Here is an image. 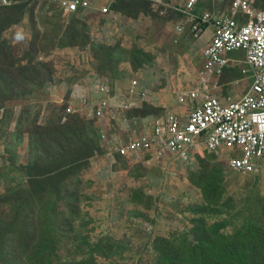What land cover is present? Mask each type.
<instances>
[{"label": "rangeland", "instance_id": "374dc122", "mask_svg": "<svg viewBox=\"0 0 264 264\" xmlns=\"http://www.w3.org/2000/svg\"><path fill=\"white\" fill-rule=\"evenodd\" d=\"M59 1L0 9V264H159L161 239L197 244L194 264L219 249L248 264L252 245L263 260L264 172L235 174L227 152L118 158L113 124L76 113L71 99L86 78L122 80L130 68L145 99L138 118L180 110L178 94L203 84L237 99L252 83L244 53L205 77V45L174 1L120 0L105 17L96 5L67 13ZM23 18L26 39L12 32Z\"/></svg>", "mask_w": 264, "mask_h": 264}, {"label": "built area", "instance_id": "2783aa9c", "mask_svg": "<svg viewBox=\"0 0 264 264\" xmlns=\"http://www.w3.org/2000/svg\"><path fill=\"white\" fill-rule=\"evenodd\" d=\"M118 1L107 0L97 11L105 17ZM147 1L157 7L166 5L164 0ZM212 1L219 4L228 1V5L211 12L199 8L205 5V0H181L173 4V10L188 17L194 37L202 39L207 29L212 30L211 39L202 49L205 77H221L234 65L230 53L240 51L252 73L251 85L233 99L208 92L203 84V87L178 94L180 110L160 118H138L133 114L142 108L145 99L137 79L118 88L105 76L86 78L72 87L77 93H71L73 109L83 117L113 124L116 132L110 151L118 158L130 159L149 153V157L159 159L169 153L188 161L199 151L227 152L232 155L227 156L228 165L235 174L264 172V0ZM94 3L92 0L59 1L60 7L68 13L91 9ZM8 4L9 0H0V9Z\"/></svg>", "mask_w": 264, "mask_h": 264}, {"label": "trees", "instance_id": "16d2710c", "mask_svg": "<svg viewBox=\"0 0 264 264\" xmlns=\"http://www.w3.org/2000/svg\"><path fill=\"white\" fill-rule=\"evenodd\" d=\"M197 234L199 236L204 235V233H202L201 231H197ZM196 239L197 238L195 237V240ZM160 242L162 245L158 244V249L160 250L162 249L161 250L162 259L159 260V264H181L178 261V257L180 256V254L183 256L184 253L186 252L190 253L189 257L187 258L188 264L193 263V257L195 256V252L198 250L197 244H194L188 247L187 249L185 246L177 247L176 244L170 240L161 239ZM262 245L264 249V235H263ZM251 251L252 254L246 257L248 264H264V259L262 260L260 259V257L256 255L257 248L255 247V245H252L250 247V252ZM191 253L193 254L192 257H191ZM234 255H235L234 253H230L226 249L223 250L219 249L218 256L211 258L207 254L201 251V262L198 264H232L235 261ZM190 257L192 263L190 262Z\"/></svg>", "mask_w": 264, "mask_h": 264}, {"label": "crops", "instance_id": "0c3cea01", "mask_svg": "<svg viewBox=\"0 0 264 264\" xmlns=\"http://www.w3.org/2000/svg\"><path fill=\"white\" fill-rule=\"evenodd\" d=\"M93 2H95L96 0H92ZM172 1H174V3L175 4H179V2L181 1V0H172ZM103 5H105V3L103 2ZM59 8H60V6H59ZM18 25L20 26V28L22 29V31H20V28H18L17 26H15V29L13 28L12 29V32H14L16 35L18 34V38H21V37H23V38H27V35H24V36H22L21 34L24 32L23 31V29H24V26L25 25H27V21H26V19H22L19 23H18ZM25 30V29H24ZM10 33L12 36H13V33ZM92 36H93V33H92ZM211 36H212V30L211 29H207L206 30V32H205V34L203 35V37H202V40H201V44H203V45H206V43L211 39ZM20 40V39H19ZM63 53V52H62ZM115 85H116V87H118V88H121V87H123V86H125V84H122V83H118V82H115Z\"/></svg>", "mask_w": 264, "mask_h": 264}, {"label": "clouds", "instance_id": "9594fccd", "mask_svg": "<svg viewBox=\"0 0 264 264\" xmlns=\"http://www.w3.org/2000/svg\"><path fill=\"white\" fill-rule=\"evenodd\" d=\"M96 1H98L99 2V4L97 5L96 4ZM95 1V5L97 6V7H99V6H103V2H105V0H96ZM118 3V2H117ZM116 3V4H117ZM115 5V4H114ZM59 6H60V4H59ZM113 6V5H112ZM111 6V7H112ZM60 9L61 10H63L61 7H60ZM92 9V8H91ZM63 11H65V10H63ZM66 12V11H65ZM99 12V11H98ZM68 13V12H67ZM76 13H78V12H76ZM70 14H73V13H70ZM133 74V71L131 70V68L129 69V74L126 76V77H124L122 80H114V79H111V78H109V77H107V78H109V79H111L112 81H113V83L115 84V82H118V83H122V84H125V85H127L130 81H128V77L130 76V75H132ZM102 76H105V75H102ZM106 77V76H105ZM132 79H137V78H132ZM131 79V80H132ZM138 80V79H137ZM139 81V80H138Z\"/></svg>", "mask_w": 264, "mask_h": 264}, {"label": "bare ground", "instance_id": "6f19581e", "mask_svg": "<svg viewBox=\"0 0 264 264\" xmlns=\"http://www.w3.org/2000/svg\"><path fill=\"white\" fill-rule=\"evenodd\" d=\"M110 148H111V147H109V152H110V153H115L114 151H110Z\"/></svg>", "mask_w": 264, "mask_h": 264}]
</instances>
